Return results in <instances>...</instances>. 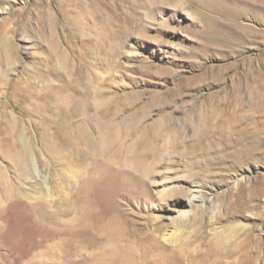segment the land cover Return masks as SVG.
Masks as SVG:
<instances>
[{
    "label": "rangeland",
    "instance_id": "374dc122",
    "mask_svg": "<svg viewBox=\"0 0 264 264\" xmlns=\"http://www.w3.org/2000/svg\"><path fill=\"white\" fill-rule=\"evenodd\" d=\"M76 82L97 88L103 102L124 100V119L149 112L146 124L163 110L160 119L172 113L183 125L194 110L209 103L223 109L240 91L243 108L229 127L234 140H246L223 159L219 167L226 169H216L217 159L216 170L196 179L180 178L178 166L160 170L147 205L135 199L133 183L121 187V180L114 217L127 223L148 216L161 225V240L169 237L165 244L185 253L216 240L229 251L239 247L244 264H264V0H0V182L10 186L7 196L0 186V224L9 228L0 260L7 264L10 253L34 255L50 246L45 239L62 237L60 221L68 217L50 207L54 217L43 222L34 204L40 195L54 203L77 189L79 174L65 160L70 109L61 101ZM241 113L256 120L244 123ZM92 127L85 125L90 133ZM42 138L53 154L46 155ZM13 152L28 157L26 172L16 170ZM194 182L212 199L210 208L191 206L185 194L164 201L150 194L167 185L191 189ZM105 194L99 199L108 205ZM173 201L180 211H163Z\"/></svg>",
    "mask_w": 264,
    "mask_h": 264
},
{
    "label": "bare ground",
    "instance_id": "6f19581e",
    "mask_svg": "<svg viewBox=\"0 0 264 264\" xmlns=\"http://www.w3.org/2000/svg\"><path fill=\"white\" fill-rule=\"evenodd\" d=\"M68 92V96L61 100L63 107L70 109L68 122H65L70 132L64 143L65 160L67 169L79 174L77 189L74 192L70 190L66 196H60L54 203L40 195L35 201L40 204H34L43 222L54 217L50 207L61 209L60 213L68 219L60 221L62 225L59 232L62 237L42 242L50 245L47 249L34 255L10 253L8 257L13 264H220L234 256L233 262L225 264L245 263L244 253H239V247L229 251V244L224 241H208L209 244H202L204 249L200 252L189 254L166 245L171 244L169 237L161 240V225H156V221L148 216L134 215L133 219H128V224L121 219L116 221L114 217L116 187H120L121 180V187L127 181L133 183L135 190L132 193L137 196L135 199L147 205L151 203L148 187L156 183L154 178L160 170L167 172L178 166L177 175L180 178L196 179L201 176V172L211 174L216 169H226L219 167L225 162L223 159L246 140H234L235 132L229 127L230 116L243 108L240 91L234 99L222 103L223 109H214V103H209L205 108L194 110L183 125L174 122L172 113H169L170 120L164 122L160 119L163 110L157 112L159 119L150 124H146L152 115L149 112L126 116L124 119L126 102L123 100L116 105H111L110 100L103 102L100 91L93 86L83 90L76 82L69 86ZM227 106H233L235 110L229 112ZM89 108L93 115H87ZM77 118H80L78 123ZM240 118L244 123L256 120L254 114L248 113H241ZM90 123L94 126L91 128L93 133L85 129V125ZM188 132H192L190 140L185 136ZM253 134L256 132L250 133L247 139L253 137ZM41 142L46 155L53 154L50 153L51 142L45 138ZM172 156H176V159ZM27 158L22 152H13L9 156L16 170L22 172L27 171V163L29 166ZM217 159L219 162L216 165L219 168L214 169V161ZM108 185L111 192L105 194ZM196 185L194 182L191 189L167 185L163 186L157 196L152 192L150 194L154 200L157 198L159 201L167 200L171 195L185 194L191 206L210 208L212 199L201 196L199 186ZM0 186L7 196L10 186L3 184V181ZM43 189L46 195L49 190L47 187ZM101 194L108 196V205L99 199ZM199 198L201 200L200 203L197 201V205L195 202ZM173 202L171 209L163 208V211L179 212L176 201ZM180 216L182 219L188 218L187 213ZM8 232L9 228L0 224V243L7 239L4 233ZM52 251L60 252L61 255L55 257ZM0 264L7 263L1 259Z\"/></svg>",
    "mask_w": 264,
    "mask_h": 264
}]
</instances>
